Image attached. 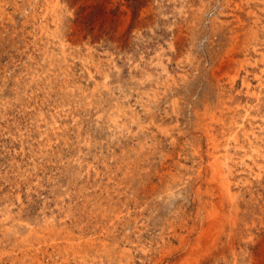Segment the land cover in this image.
<instances>
[{
    "label": "rangeland",
    "instance_id": "374dc122",
    "mask_svg": "<svg viewBox=\"0 0 264 264\" xmlns=\"http://www.w3.org/2000/svg\"><path fill=\"white\" fill-rule=\"evenodd\" d=\"M0 264H264V0H0Z\"/></svg>",
    "mask_w": 264,
    "mask_h": 264
}]
</instances>
